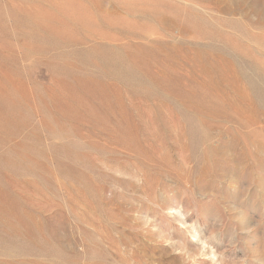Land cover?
Wrapping results in <instances>:
<instances>
[{
    "label": "rangeland",
    "instance_id": "rangeland-1",
    "mask_svg": "<svg viewBox=\"0 0 264 264\" xmlns=\"http://www.w3.org/2000/svg\"><path fill=\"white\" fill-rule=\"evenodd\" d=\"M0 264H264V0H0Z\"/></svg>",
    "mask_w": 264,
    "mask_h": 264
}]
</instances>
